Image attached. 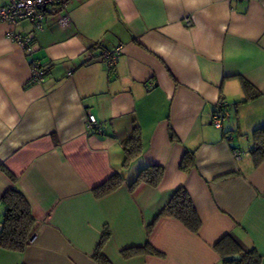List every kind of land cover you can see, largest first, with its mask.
<instances>
[{
    "label": "crops",
    "instance_id": "crops-1",
    "mask_svg": "<svg viewBox=\"0 0 264 264\" xmlns=\"http://www.w3.org/2000/svg\"><path fill=\"white\" fill-rule=\"evenodd\" d=\"M65 14L68 27L46 17L41 31L0 22V200L17 189L36 221L22 252L0 248V264H96L105 228L111 264H221L212 248L226 235L264 264V161L255 167L249 153L264 125V0H68ZM9 33L30 36V52ZM115 49L107 72L97 55ZM35 60L49 67L39 84L30 82ZM240 79L256 94L244 103ZM219 101L231 116L222 130L209 124ZM134 129L142 150L123 169L121 144ZM185 153L193 165L184 174ZM148 166L163 168L158 186L130 192ZM115 173L124 185L96 199L93 189ZM181 186L199 232L161 218L148 234ZM147 243L164 257L118 254Z\"/></svg>",
    "mask_w": 264,
    "mask_h": 264
},
{
    "label": "trees",
    "instance_id": "trees-1",
    "mask_svg": "<svg viewBox=\"0 0 264 264\" xmlns=\"http://www.w3.org/2000/svg\"><path fill=\"white\" fill-rule=\"evenodd\" d=\"M92 51H95L94 47L89 48L86 52L92 53ZM99 51L100 52L97 56H101L102 53L105 52L104 50ZM240 83L242 89L241 91L245 93V100L242 103L256 97L253 88L247 82L240 79ZM222 104H224V102ZM225 108L227 109L226 104ZM251 136L252 146L249 153L253 160L252 163L256 167L264 161V125L254 130ZM170 138L171 140L174 139L172 132H170ZM140 143L141 140L139 138V132L137 129H134L121 144L123 151V169L127 167L135 158H137L138 155H140L142 150V144ZM192 165L193 156L185 153L180 165L178 166L185 174L191 170ZM4 174H6L11 181H14L13 176L8 174L7 171H4ZM163 174L164 171L162 167H145L139 171L136 178L128 185V189L132 192L140 184L156 188L160 183L161 178H163ZM123 180L124 179L120 174L115 173L110 178L105 180L102 185L93 189L92 194L96 199L102 198L123 186L125 183ZM191 201L192 200L184 187L181 186L174 189L169 202H167L158 215H156L154 221L148 225V234L151 233L156 222L161 218H172L174 221L176 220L181 223L183 225L182 227L187 229L189 232L197 234L201 228V220L198 214H196V209ZM0 203L3 205V214L0 221L2 224L0 248L12 252H22L36 230V221H34V218L31 215L29 204L21 192L17 189L7 191L4 196L1 197ZM103 230V234L99 242H97L98 244L95 247L94 252L91 254V258L96 264H111L108 259L102 255L103 247L107 243L106 241L110 239L109 230H107V228ZM212 249L219 256L221 264H261V257L255 252V250L245 251L238 242L230 237V235L221 237ZM118 254H120L123 260L127 261L139 256H155L158 258L164 257L162 253L157 252V250H155L149 243L143 247L122 250ZM227 257L232 258V260L225 261V258ZM235 257H238L237 261L233 260Z\"/></svg>",
    "mask_w": 264,
    "mask_h": 264
},
{
    "label": "built area",
    "instance_id": "built-area-1",
    "mask_svg": "<svg viewBox=\"0 0 264 264\" xmlns=\"http://www.w3.org/2000/svg\"><path fill=\"white\" fill-rule=\"evenodd\" d=\"M68 4V0H8L7 5L0 7V22L8 24V26H15L19 22H28L34 28V31H41L43 29V22L46 17L52 18L57 22V25L61 28L68 27L70 24V17L66 13V7ZM185 26H191V20L189 18H185L184 20ZM7 38L15 43L20 49L21 52H30L32 39L30 36H20L9 33ZM120 53L119 49H115L113 51H105L99 56V60L103 62L106 70H110L115 66L116 59L118 58ZM86 54V60H92L95 56L91 53ZM49 67L46 65H42L39 61L35 60L31 63L30 67V82L34 84H39L43 82L48 73ZM72 70L66 73L68 76ZM223 102L215 103L214 110L212 114L209 116L210 121L209 124L214 127V129L222 130L225 124L230 122L231 116L230 113L225 108V104ZM87 127L89 129H98V124L95 118L87 114L86 120ZM231 135L227 134L224 136L225 141H231ZM232 152V156L235 160H239L241 157V153L239 150L234 149ZM2 233V224L0 223V234ZM1 236V235H0ZM35 237V233L32 238L28 241V244Z\"/></svg>",
    "mask_w": 264,
    "mask_h": 264
},
{
    "label": "water",
    "instance_id": "water-1",
    "mask_svg": "<svg viewBox=\"0 0 264 264\" xmlns=\"http://www.w3.org/2000/svg\"><path fill=\"white\" fill-rule=\"evenodd\" d=\"M237 259H238V257L237 258L235 257L233 260H236L237 261ZM229 260H232V258H230V257L225 258V261H229Z\"/></svg>",
    "mask_w": 264,
    "mask_h": 264
}]
</instances>
